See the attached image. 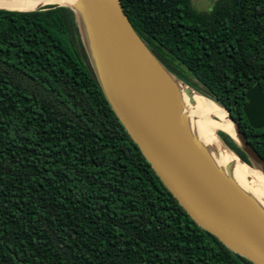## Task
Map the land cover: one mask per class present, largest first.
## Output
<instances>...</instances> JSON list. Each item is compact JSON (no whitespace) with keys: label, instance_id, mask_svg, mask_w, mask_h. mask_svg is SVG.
I'll use <instances>...</instances> for the list:
<instances>
[{"label":"trees","instance_id":"trees-1","mask_svg":"<svg viewBox=\"0 0 264 264\" xmlns=\"http://www.w3.org/2000/svg\"><path fill=\"white\" fill-rule=\"evenodd\" d=\"M121 0L179 80L243 113L264 92V0ZM225 144L245 154L224 133ZM0 264H253L201 229L164 187L96 80L69 7L0 10Z\"/></svg>","mask_w":264,"mask_h":264},{"label":"water","instance_id":"water-1","mask_svg":"<svg viewBox=\"0 0 264 264\" xmlns=\"http://www.w3.org/2000/svg\"><path fill=\"white\" fill-rule=\"evenodd\" d=\"M46 6L69 7L74 12L91 70L106 100L188 216L233 253L253 264H264V211L234 182L231 166L221 171L195 138L179 87L196 91L157 59L131 25L121 0H75L72 5ZM245 97L243 113L249 126L264 128V92L255 85ZM212 102L233 123L234 136L221 133L236 143L248 163L220 140L224 147L242 163L264 171L263 158L247 141L238 121Z\"/></svg>","mask_w":264,"mask_h":264},{"label":"bare ground","instance_id":"bare-ground-1","mask_svg":"<svg viewBox=\"0 0 264 264\" xmlns=\"http://www.w3.org/2000/svg\"><path fill=\"white\" fill-rule=\"evenodd\" d=\"M75 0H0V9L31 11L50 4L72 5ZM179 92L185 104V116L195 138L207 149L215 164L225 170L231 166L230 176L264 211V171L242 163L221 143L217 132L234 136L233 123L227 112L198 93L180 85Z\"/></svg>","mask_w":264,"mask_h":264},{"label":"rangeland","instance_id":"rangeland-1","mask_svg":"<svg viewBox=\"0 0 264 264\" xmlns=\"http://www.w3.org/2000/svg\"><path fill=\"white\" fill-rule=\"evenodd\" d=\"M214 1L215 0H197L195 2V8H197L196 10H198L200 12L206 11V10L208 11L212 7ZM220 133H221V131H218L217 135L220 138V140H222L221 136L219 135Z\"/></svg>","mask_w":264,"mask_h":264}]
</instances>
